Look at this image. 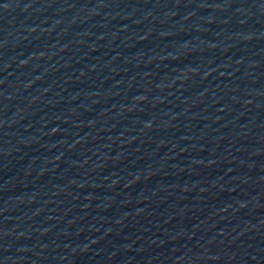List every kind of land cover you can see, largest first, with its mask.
Masks as SVG:
<instances>
[{"label":"water","instance_id":"1","mask_svg":"<svg viewBox=\"0 0 264 264\" xmlns=\"http://www.w3.org/2000/svg\"><path fill=\"white\" fill-rule=\"evenodd\" d=\"M0 264H264V0H0Z\"/></svg>","mask_w":264,"mask_h":264}]
</instances>
